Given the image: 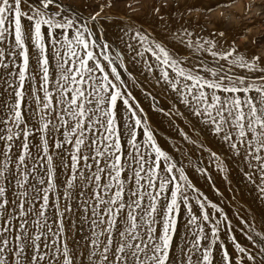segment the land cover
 <instances>
[{
  "label": "snow or ice",
  "instance_id": "6c2138e0",
  "mask_svg": "<svg viewBox=\"0 0 264 264\" xmlns=\"http://www.w3.org/2000/svg\"><path fill=\"white\" fill-rule=\"evenodd\" d=\"M52 5L57 11L51 10ZM76 25L57 0H0V82L4 85L0 92L8 98L0 100V107L8 112L6 119H0V156L4 158L0 180H9V163H14L12 180L23 189L10 201L6 198L7 185L0 186V218H4L0 225V264H172L182 205L190 214L187 225H197L199 231L192 233L193 240L185 238L180 264H213L212 246L219 241V229L211 230L215 240L201 235L204 229L197 223L199 218L191 214L180 181L193 186L184 169L157 146L146 121L137 117L129 104L126 97L131 93L116 66L121 57L118 53L110 57L107 43L100 45V52L94 51L97 45L96 40L89 39L92 33ZM140 38L147 40L146 36ZM188 46L207 52L215 66L201 63L185 71L182 65L186 61L176 59L159 43L149 45L146 51L166 66L160 69L157 83H167L191 115L210 125L233 152L257 162L262 174L258 189L264 195V66H259L260 58L246 59L235 48L220 53L213 41L190 42ZM101 56L107 64L101 63ZM221 60L227 63L221 64ZM109 67L110 73L106 71ZM167 68L182 78V87ZM236 68L249 74H236ZM152 70L149 64L148 71ZM118 101L128 106L134 122L128 123L126 117L120 124ZM135 108L143 111L138 104ZM25 109L31 110L32 117L26 118ZM33 118L37 123L30 127L28 120ZM55 120L60 128L53 124ZM141 127L145 144L151 148L147 155L138 142L137 129ZM37 133L39 145L30 144V137ZM123 137H127L128 148ZM33 148L38 149L35 156ZM14 149H18L15 157ZM211 155L220 159L215 152ZM29 159L39 166L30 167ZM161 160L166 162L163 167ZM58 165L68 173L62 185ZM41 169L46 177L34 175ZM174 171L179 172L178 177ZM60 186L65 192L52 200L50 193ZM75 188L80 189L79 196L90 193L94 201H82L92 235L80 252L66 239V214L72 209L65 204L61 211L58 203L71 198ZM29 190L34 193L31 201L27 198ZM10 206L13 212L9 215L17 221L15 228L3 217ZM49 207L55 209L51 218ZM30 217L35 218L38 233L31 230ZM202 218L209 220L207 212ZM256 236L259 246L251 235L247 237L253 241L251 248L233 237L236 255L224 248L226 264H244L245 259L264 264V233L257 232ZM202 241L209 242L205 245Z\"/></svg>",
  "mask_w": 264,
  "mask_h": 264
},
{
  "label": "rangeland",
  "instance_id": "374dc122",
  "mask_svg": "<svg viewBox=\"0 0 264 264\" xmlns=\"http://www.w3.org/2000/svg\"><path fill=\"white\" fill-rule=\"evenodd\" d=\"M57 3H61L67 15L77 21V27L82 30L86 27L88 32L92 33L89 39L96 40L97 46L94 51L100 52V45L107 43L110 46L107 54L115 57L118 53L121 57L116 66L121 79L127 85V90L131 93V97H126L129 104L137 111V117L146 121V126L153 132L157 146L169 155L171 162H176L178 167L184 169L188 183L193 186L187 187L184 181H180L182 192L188 197L191 214L199 218L197 223L204 229L201 235L207 234L211 240H215L216 237L212 236L211 230L213 227L219 229V241L212 246L213 264H226L223 258L224 248L233 256L236 255L232 244L233 237L242 246L251 248L253 241L247 239L251 235L259 246V237L256 233H264V195L258 189L262 174L257 162L254 160L249 162L242 155L233 152L221 136L211 131L210 125L200 122L191 115L190 109L179 102L177 93L167 83L163 80L157 83L160 79V69L166 66L160 64L146 49L149 45L154 47L156 43L161 44L173 57L186 61L182 66L187 71L189 68L195 69L201 63L215 66L213 58L207 52L198 50L195 46L191 48L188 46L190 42L194 44L197 41L201 43L213 41L216 45L215 50L220 53L235 48L246 59L259 57V66H264V0H57ZM50 8L53 12L57 11L54 5ZM93 16L94 20L91 19ZM137 33H140V36H137ZM221 33L223 35H220ZM87 34L86 32L85 35ZM141 36H146L147 40L142 41ZM52 63L54 65L55 61ZM101 63L107 64L102 56ZM220 63L227 62L221 60ZM149 64L153 68L151 72L148 71ZM167 70L174 79L181 81L182 87L184 83L182 78L171 68ZM52 71L55 73V67ZM106 71L110 73V67ZM234 72L249 74L239 68L234 69ZM201 75L204 73L201 72ZM109 78L114 80L111 75ZM114 82L119 84L118 81ZM3 87V83L0 82V88ZM50 90L54 91V88L50 86ZM4 99L8 98L0 92V100ZM137 104L142 112L135 108ZM118 108L121 125L126 117L129 118L128 123L134 122L127 105L118 101ZM59 110L57 108V112ZM7 116V109L0 107V119H6ZM25 116L32 117L31 110L25 109ZM36 123L34 118L28 120L30 127ZM53 124L57 128L61 127L58 120L53 121ZM12 127L15 132V127ZM0 131H3L2 126ZM33 131L35 132V129ZM55 136L61 138L58 132ZM137 137L142 145L140 150L146 155L151 153V148L145 144L146 137L142 127L137 129ZM122 140L125 142V148H128L127 137H123ZM29 143L39 145L40 134H35L34 138L30 137ZM37 151V148L32 149L34 156ZM243 151L241 148V153ZM212 152L217 153L220 159L213 157ZM17 153L18 149H14L12 156L15 157ZM152 156L154 157V153ZM3 160L4 158L0 156V166ZM165 163L161 160L162 167ZM27 164L30 167L39 166L33 165L30 159ZM9 168L12 169V172L8 173L9 180H0V186L7 185L6 198L11 201L23 189L16 187L15 181L12 180V173L16 171L15 164L9 163ZM173 174L179 176V172L174 171ZM34 175L46 177V172L41 169ZM57 175L62 185L68 173L58 165ZM79 191V188L73 189L71 198L60 199L58 202L61 211L65 204L72 209L66 214L65 232L69 246L76 252L83 249L87 238L92 235L90 221L86 218L89 214L83 211L82 201L88 199L90 204L94 203L90 193L87 197H82L79 196ZM64 192L65 188L60 186L58 191L50 193V197L55 200L58 194ZM33 195L34 193L29 190L27 197L29 201L33 199ZM12 212L13 206H10L9 212L4 213L3 217L11 220L15 228L17 221L9 215ZM54 212L55 209L49 207L48 216L51 218ZM204 212L209 215L208 221L202 218ZM189 216L187 209L182 205L172 264H180L183 259L181 249L185 247L186 239L193 240L192 233L199 231L197 225H187ZM3 224L4 218H0V225ZM30 227L38 233L34 217H30ZM96 231L99 232L100 229ZM14 234L15 231L12 235ZM104 238L100 236V240ZM208 242L202 241L205 245ZM76 264H79V261ZM244 264L252 262L245 259Z\"/></svg>",
  "mask_w": 264,
  "mask_h": 264
}]
</instances>
